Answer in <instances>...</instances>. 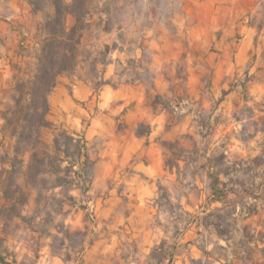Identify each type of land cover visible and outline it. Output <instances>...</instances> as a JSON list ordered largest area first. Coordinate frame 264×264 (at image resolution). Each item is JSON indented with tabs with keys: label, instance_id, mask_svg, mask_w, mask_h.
I'll return each instance as SVG.
<instances>
[{
	"label": "rangeland",
	"instance_id": "1",
	"mask_svg": "<svg viewBox=\"0 0 264 264\" xmlns=\"http://www.w3.org/2000/svg\"><path fill=\"white\" fill-rule=\"evenodd\" d=\"M87 1L78 64L58 78L46 119L85 138L92 182L85 194L45 191L40 207L26 187L21 217H10L3 170L15 138L2 116L17 70H35L52 9L0 0L4 264H264V0ZM41 133L51 145L53 129ZM215 177L221 220L207 218L222 207L211 202ZM58 230L82 232L83 250L68 247L74 236L60 245Z\"/></svg>",
	"mask_w": 264,
	"mask_h": 264
},
{
	"label": "trees",
	"instance_id": "2",
	"mask_svg": "<svg viewBox=\"0 0 264 264\" xmlns=\"http://www.w3.org/2000/svg\"><path fill=\"white\" fill-rule=\"evenodd\" d=\"M52 14L46 18L43 39L39 44L34 72L19 68L20 74L13 85V106L2 116L3 132L11 129L10 136L15 138L13 158L9 168L4 171L3 198L8 203L7 209L13 212L10 217H21L20 209L28 202L26 187L37 189V207L45 191L80 190L85 194L92 182L93 169L96 161L91 157L90 147L85 138L75 132L54 127L46 116L49 112L48 97L55 88L58 78L74 71L78 64L80 43L87 27L89 15L87 0H49ZM33 5V3H30ZM75 17L71 27L65 24L67 15ZM109 85L110 82H104ZM162 107L168 109L166 104ZM143 127L144 125H140ZM146 131L137 132L138 136L148 135ZM43 129H53L52 144L42 139ZM211 161V160H209ZM21 179L22 184L17 183ZM218 177L213 178L211 185V202L222 204L207 215V218L221 220L220 213L227 210L225 192L220 187ZM68 199H73L71 196ZM58 210L61 211L63 200L53 198ZM60 213V212H59ZM25 218H22L24 220ZM213 227L219 238L224 232L218 224L207 222ZM63 235L62 243H70L71 236L80 238L70 249L79 247L83 250L87 243L86 236L80 231L70 232L58 230ZM77 245V246H76ZM0 263L4 260L0 257Z\"/></svg>",
	"mask_w": 264,
	"mask_h": 264
},
{
	"label": "crops",
	"instance_id": "3",
	"mask_svg": "<svg viewBox=\"0 0 264 264\" xmlns=\"http://www.w3.org/2000/svg\"><path fill=\"white\" fill-rule=\"evenodd\" d=\"M84 91V90H83ZM84 93V92H83Z\"/></svg>",
	"mask_w": 264,
	"mask_h": 264
}]
</instances>
